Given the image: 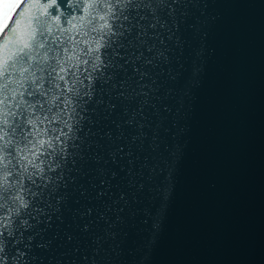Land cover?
Listing matches in <instances>:
<instances>
[{"label":"water","instance_id":"water-1","mask_svg":"<svg viewBox=\"0 0 264 264\" xmlns=\"http://www.w3.org/2000/svg\"><path fill=\"white\" fill-rule=\"evenodd\" d=\"M175 8L161 32L169 59L150 69L156 91L136 118L144 126L135 143V123L124 121L142 98L118 95L135 30L117 41L125 47L109 56L112 78L86 101L80 147L48 196L56 210L43 205L51 219L34 229L30 264H85L93 249L96 264H264V0H179ZM118 145L135 158L132 186L128 157L109 154ZM118 191L128 202L106 213L109 226L96 216Z\"/></svg>","mask_w":264,"mask_h":264},{"label":"snow or ice","instance_id":"snow-or-ice-1","mask_svg":"<svg viewBox=\"0 0 264 264\" xmlns=\"http://www.w3.org/2000/svg\"><path fill=\"white\" fill-rule=\"evenodd\" d=\"M179 0H0V264H30L34 231L43 219L48 196L57 191L63 168L80 145L79 131L86 101L94 95L101 79L110 80L105 69L112 65L109 56L120 55L116 48L121 37L135 30V54L125 63L131 74L119 84L120 97L142 98L124 121L137 131L129 137L135 143L144 125L143 105L150 103L155 76L150 69L169 59L170 49L161 35L176 13ZM77 15L64 17L62 8ZM167 39L172 33L167 31ZM139 62V64H137ZM120 67V65H117ZM135 78L134 86L128 83ZM117 87L116 84L112 85ZM114 107V106H112ZM111 136V132L105 133ZM128 157L127 184L135 183L131 151L118 145L110 151ZM111 175L115 177L116 172ZM168 177L165 176V180ZM101 184L104 181L101 180ZM137 189L142 187L136 184ZM105 193L99 191L98 195ZM162 199L168 197L166 184L160 186ZM96 219L111 226L108 211L118 213L120 201L127 204V193L118 191ZM55 211V208H52ZM92 209L81 213L90 216ZM119 215L115 220H120ZM87 232L91 223H84ZM42 231V230H41ZM104 235H111L107 229ZM70 239V237H69ZM102 237H96L99 242ZM46 247L45 244H38ZM97 250L82 259L96 264Z\"/></svg>","mask_w":264,"mask_h":264}]
</instances>
